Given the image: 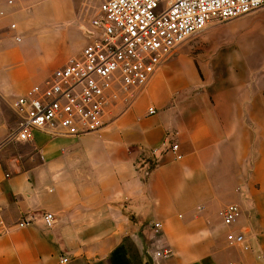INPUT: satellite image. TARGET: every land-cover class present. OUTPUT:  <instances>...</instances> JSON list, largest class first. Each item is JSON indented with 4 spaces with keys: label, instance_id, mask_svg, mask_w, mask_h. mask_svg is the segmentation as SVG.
Returning a JSON list of instances; mask_svg holds the SVG:
<instances>
[{
    "label": "crops",
    "instance_id": "crops-1",
    "mask_svg": "<svg viewBox=\"0 0 264 264\" xmlns=\"http://www.w3.org/2000/svg\"><path fill=\"white\" fill-rule=\"evenodd\" d=\"M6 1L0 218L11 228L0 235V264H264V59L202 80L195 46L180 44L140 92L119 94L96 132L36 130L30 141H6L17 121L13 100L80 54L84 4L96 3ZM39 36L52 54L48 63L39 62ZM168 140L182 159L163 151L153 161L150 150ZM231 203L241 215L225 225L219 212ZM23 218L31 222L18 227ZM238 233L249 251L229 243ZM163 247L172 250L164 260L154 255Z\"/></svg>",
    "mask_w": 264,
    "mask_h": 264
},
{
    "label": "built area",
    "instance_id": "built-area-1",
    "mask_svg": "<svg viewBox=\"0 0 264 264\" xmlns=\"http://www.w3.org/2000/svg\"><path fill=\"white\" fill-rule=\"evenodd\" d=\"M6 2L12 5L14 0ZM262 6L264 0H102L84 29L87 41L80 54L68 58L48 78L13 100L17 121L6 141H30L36 130L53 137L96 132L119 94L140 92L190 36L212 21L231 20ZM15 39L19 41V37ZM155 113L153 106L147 108L148 115ZM163 151H169L175 160L183 157L179 145L168 140L163 149L150 150L153 161ZM219 215L225 225H231L240 217L241 209L231 203ZM43 220L50 226L52 214L45 213ZM30 222L23 218L17 226ZM10 228L0 218V235ZM153 228L158 230L160 224L154 223ZM229 243L244 251L251 249L241 233ZM171 254L169 247L154 253L163 260ZM67 260L62 257L60 262Z\"/></svg>",
    "mask_w": 264,
    "mask_h": 264
},
{
    "label": "rangeland",
    "instance_id": "rangeland-1",
    "mask_svg": "<svg viewBox=\"0 0 264 264\" xmlns=\"http://www.w3.org/2000/svg\"><path fill=\"white\" fill-rule=\"evenodd\" d=\"M95 1L97 7L102 0ZM95 6L85 2L87 19L94 15ZM79 36H82L81 31L76 34ZM43 42V37L39 36V62L48 63L52 54H47ZM186 44H193V54L200 55L195 56L197 79L214 77L220 67L224 70L222 74L233 75L237 72L235 63L264 59V6L231 20L212 21L181 45Z\"/></svg>",
    "mask_w": 264,
    "mask_h": 264
}]
</instances>
